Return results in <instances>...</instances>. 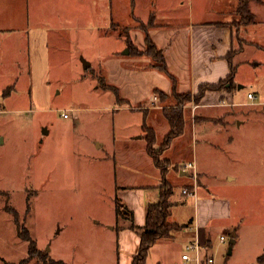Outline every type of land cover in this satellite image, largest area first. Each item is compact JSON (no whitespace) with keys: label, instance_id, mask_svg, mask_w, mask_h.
<instances>
[{"label":"rangeland","instance_id":"374dc122","mask_svg":"<svg viewBox=\"0 0 264 264\" xmlns=\"http://www.w3.org/2000/svg\"><path fill=\"white\" fill-rule=\"evenodd\" d=\"M58 1L65 10L69 0ZM189 1L111 0L108 12L107 0H72L77 18L62 25L70 31L58 32L56 40L47 44V52L45 46L41 54L38 48L35 50V55L40 54L35 68L27 75L25 89H18L11 104L2 103L4 84L0 80V264L36 261L34 256H28V243L20 235L23 227L37 247L54 259L68 264H116L102 250L104 228L115 211L112 147H120L124 139L139 135L136 126L142 116L135 107L150 103L116 102L113 91L98 87L96 75H105L108 83L117 82L136 61L148 63V56L122 53L127 48V37L139 49L146 47L145 35L152 41L161 37L164 28L156 31L148 24L152 4L158 5L159 14L154 13L153 24L184 26L187 13L198 9L199 4L192 0L191 5ZM251 3L261 11L259 3ZM148 7L146 18L137 16L136 12L144 16ZM229 18L234 24L237 22L235 13ZM242 35L246 39L235 41L241 51L235 58L237 82L232 94L233 102L245 105L230 108L235 112L230 116H237L231 128L233 141L221 142L222 133L215 135L207 129L215 135L213 149L206 150L201 142L197 144L200 146L195 161L208 169L202 182L205 179L210 193L201 186L194 197L183 193L177 184L170 197L169 220L184 224L199 218L203 222L204 231L211 235L205 252L214 257V264H262L257 258L264 252V47L254 48L252 37ZM0 45L6 57L3 61H15V46ZM85 62L90 65L86 69ZM240 85L243 86L239 88ZM248 92L256 98H247ZM170 102L174 100L169 94L163 105ZM190 103L184 107L189 119L191 113L186 106ZM62 111L68 114L67 118L62 117ZM183 142L194 148L190 135ZM100 143L103 146H98ZM178 148L175 144L170 151L175 159ZM168 163L169 159L164 168ZM125 165L126 170L133 168ZM228 174L235 178H227ZM142 176L145 181L153 179L152 172ZM182 176L190 181V177ZM132 200L137 202L134 196ZM231 232L235 242L228 254ZM220 235L225 238L223 242L219 241ZM186 241L178 239L171 247L174 257L177 249L180 258ZM93 246L97 248L95 253ZM126 250L127 247L119 249V264L130 263L129 258H124ZM163 250L164 247L161 254ZM157 261V255L151 254L146 264Z\"/></svg>","mask_w":264,"mask_h":264},{"label":"crops","instance_id":"0c3cea01","mask_svg":"<svg viewBox=\"0 0 264 264\" xmlns=\"http://www.w3.org/2000/svg\"><path fill=\"white\" fill-rule=\"evenodd\" d=\"M49 1L47 4L46 0H0V44H12L15 46L12 48L16 49L14 57L16 60L4 62L3 60L6 57H4V50L1 49L0 45V60L2 61L0 63V80L4 84L2 103L5 105L11 104V101L14 102L17 98L16 93L18 89H25L27 75L29 76L31 68H35V60L42 53L43 46H45L47 52V44L50 43V40H56L55 38H57L58 32L63 30L70 31L71 28L66 29L62 25L64 23L71 24L75 21L74 16L76 17L77 15H74L72 11V0L65 2V10L60 1L57 0L56 4L51 0ZM195 1L199 3L198 9H192L187 13L188 18L183 22L185 23L184 26L180 25V27L176 28V26L171 25L169 22H155L152 26L156 31L164 28L161 37L153 42L163 51L167 70L175 77V91L178 93L191 92L195 94L201 83L210 84L224 79L230 73L227 55L231 50H237V53L230 58L231 64L235 67L237 66L235 64V58L241 49L240 44L239 46L235 45V41L240 43L241 38L246 39L242 33L252 37V45L254 48L264 47V4L257 3L259 6H262L260 11L258 7L250 3V10L256 17L255 22L236 28L230 24H223L222 26L216 24L218 22L230 23L232 21V18L229 17L234 16L236 1L234 3L233 0ZM189 2L192 5V0ZM110 5L111 0H107L106 9L108 12L110 11L108 9ZM150 6L152 7L151 9L154 8V13L159 16L158 5L156 7L153 4ZM257 12L259 13V17L256 16ZM149 13L150 7L147 8L144 16L136 12L137 16L141 18H146ZM193 15L197 17L195 18ZM171 26L172 29L170 28ZM133 43L135 44L134 41ZM37 48L40 51L39 55H35L34 53ZM47 55L48 53H46V58ZM146 64L144 61H136L130 69L124 70L122 80L117 79V82L109 80L113 86H119L121 90L120 92L118 89L119 96L121 93L123 99L126 98V101L130 102V104L142 103L145 100L150 103L147 107L145 105L135 107L142 116L136 126L138 127L136 131L139 132V135L124 139L120 147H112L113 162L115 163L113 177L116 181L114 193L128 209L132 210L133 219L131 223L135 226V229H132L130 227L131 223L125 218H117L115 211L111 221H107V226L104 228L105 232H103V235L106 236L102 239V250H105L104 254H106L107 258L114 259L116 264H119L118 261L121 258V255L118 254L119 249H126V247L128 253L124 254V258H129L128 262L131 264L140 240L139 233L144 225L145 208L148 203L159 199V187L162 184L160 170L146 152V139L144 132L141 130V125L145 122L147 127L152 128L155 132L154 147L159 148L165 134L168 132L169 124L162 113V107L165 105H163L164 102L159 101L156 96L155 100L150 101V98L153 96L154 89H158L169 95L173 85L169 78L164 77V75L162 76L164 72L162 73L151 67H143ZM109 76L110 74L108 73V79ZM105 80L108 83L106 76ZM234 82L235 84L237 82L235 76ZM233 90H210L205 93L200 103H190L186 106L188 107L189 114L191 113V116H189L191 118L186 117L184 133L174 138L162 153V157L169 159L170 162L165 167V177L172 186L179 184L182 188L192 189L193 182L189 176V172L184 169V164L188 160L195 161V158L197 159L198 148L200 146L197 145L198 142H201L204 146L206 145L208 148H205L206 150H212V144L216 140L214 136L222 133L223 135L220 141L232 143L234 137L231 128L234 126L237 116H230V114L235 113L230 108L245 105L244 102H233ZM248 93L254 95L253 92ZM167 105H174V103L170 102ZM194 113L196 115H193ZM207 129L215 132V135H210V131ZM189 135L190 141H194L193 149L187 143L183 142L185 137L188 141ZM175 144L179 146L176 159L170 156L171 148ZM98 146H103V144L100 143ZM208 153L210 154L211 152ZM127 163L131 164L133 168L126 170L124 166H127L125 165ZM195 163L198 176L196 192L201 186H204L205 190L210 193L209 188L206 187L205 179L202 182L204 178L203 174H209L207 172L208 169L203 168L198 160ZM131 169L134 171H131ZM181 171L185 172L182 175L190 177V181L179 174ZM151 172L153 179L145 181L143 179L145 177L142 174L148 173L150 176ZM176 174H179V177ZM227 178L234 179L235 176L228 174ZM132 196L137 199V202L132 200ZM172 221L176 222L174 220ZM201 225H203V222L199 218L197 220L195 218L192 224L175 232L169 238L158 239L148 250V260L151 254H156L158 258L157 263L159 264H183L176 254L177 249H174V257L171 247H175L178 239L182 241L186 239L187 241L184 245L190 241L194 233L192 226H196L195 231L198 238L204 241V245L207 246V243L210 244L211 235L205 232V228ZM227 226L229 225H225V227ZM96 246H93L92 253L97 251ZM163 247L164 250L161 254L160 252ZM93 255L98 256L96 254ZM102 257L104 256L102 255Z\"/></svg>","mask_w":264,"mask_h":264},{"label":"trees","instance_id":"16d2710c","mask_svg":"<svg viewBox=\"0 0 264 264\" xmlns=\"http://www.w3.org/2000/svg\"><path fill=\"white\" fill-rule=\"evenodd\" d=\"M253 1L259 4H264L263 0H236L235 15L237 16V22L235 24L234 22H218L216 24L220 26H222L223 24H230L234 25L236 28L241 25L253 24L255 22V15L251 12L249 5ZM154 16V11L152 9L148 19V24H150V27L154 25L152 22ZM143 27L146 28L148 26L143 25ZM144 39L146 40V47L144 49H139L128 36L126 39V47L129 50V54L137 56H148L150 58V61H148L147 65L143 67L155 68L168 75L171 84L173 85L170 96L174 100V105H164L162 107V113L169 124V129L165 134L159 149H156L154 147L155 132L151 127H147L145 122H143L141 125V130L142 132H144V137L146 139V152L152 158L155 165L159 168L160 177H162V184L159 187V199L152 203H148L145 208L146 212L143 223L144 225L142 226V229L139 233L140 240L131 264H146L148 250L155 241H157L158 239L169 238V236H171L175 232L182 230L184 229V227L192 224V219H190L187 224L184 225L170 221L168 219L171 213L170 207L172 206V202L170 200V197L173 193V186L166 180L165 177L164 166L168 162V159L161 157L163 151L168 147L169 143L174 138L181 136V134H183L185 131L184 126L186 122V115H184V106L192 101L197 104L200 103L205 93L209 92L210 90H232L236 88V84L233 83V76L235 74L236 67L231 64L230 59L235 54L233 50H231L227 55V59L229 60L230 73H228L224 79H220L219 81L210 84L201 83L198 86L195 94H192L191 92L178 93L175 91V77L167 70L163 51L156 46V44L149 38L148 34L145 35ZM96 77L98 87L113 91L116 97V102H119L121 104L125 103L124 101L126 100L119 96L118 88L108 84L105 80L104 75H96ZM153 94L161 102H164V100L168 96L166 93H163L158 89H154ZM114 210L117 218H125L128 219L130 223L132 222V210L128 209L126 205L123 204L117 197H115ZM130 227L132 229H135V226L132 223ZM20 235L28 243V256H34L36 258V261L33 264H68L63 259L61 260L52 258L48 254V252L38 248L37 243H35V239L31 237L27 228L23 227V231L20 233ZM257 262L264 264V252L257 258Z\"/></svg>","mask_w":264,"mask_h":264},{"label":"built area","instance_id":"2783aa9c","mask_svg":"<svg viewBox=\"0 0 264 264\" xmlns=\"http://www.w3.org/2000/svg\"><path fill=\"white\" fill-rule=\"evenodd\" d=\"M247 98L254 99L255 97L252 93H247ZM155 99L156 97L154 96L153 100ZM61 115L64 118L68 116L66 112H62ZM184 169L189 172V176L192 178L193 185L192 189L182 188V192L195 197L197 195V167L195 161L188 160L185 162ZM192 227L194 228V233L191 237L192 239L184 245V251L180 253L181 261L183 264H214V257L212 255H208V253L205 252V243L202 239L198 238V235L195 231L196 226ZM219 237V241L223 242L225 238L222 235Z\"/></svg>","mask_w":264,"mask_h":264},{"label":"water","instance_id":"95a60500","mask_svg":"<svg viewBox=\"0 0 264 264\" xmlns=\"http://www.w3.org/2000/svg\"><path fill=\"white\" fill-rule=\"evenodd\" d=\"M123 54H128V49L126 48L123 52H122ZM89 66V63L88 62H85L84 64H83V67L86 69L87 67ZM239 88L241 87V85L240 86H238ZM185 172L184 171H181L179 174L180 175H182V174H184ZM230 239H229V248H228V254H231V247H232V244L235 242V236H234V232H231L230 233Z\"/></svg>","mask_w":264,"mask_h":264}]
</instances>
